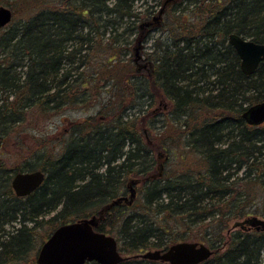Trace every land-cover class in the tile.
I'll list each match as a JSON object with an SVG mask.
<instances>
[{"label":"trees","instance_id":"trees-1","mask_svg":"<svg viewBox=\"0 0 264 264\" xmlns=\"http://www.w3.org/2000/svg\"><path fill=\"white\" fill-rule=\"evenodd\" d=\"M134 1L0 0L20 9L0 29V146L23 123L88 103L97 81L110 84L97 114L70 123L57 146L46 139L12 167L0 158V264H37L55 228L107 206L94 230L115 235L125 257L118 264H168L136 255L191 239L194 226L196 241L212 250L198 264H264V231L245 225L264 219V123L242 117L264 101V61L245 75L228 43L231 33L264 43V0H196L143 67L118 57L117 38L91 36L101 18L107 26L132 18ZM98 50L110 57L95 66L89 51ZM144 98L166 112L131 113ZM155 116H164L159 128ZM181 143L180 167L161 168L154 154ZM33 170L44 172L43 183L16 196L13 175ZM131 180L140 183L139 208L111 206Z\"/></svg>","mask_w":264,"mask_h":264},{"label":"rangeland","instance_id":"rangeland-1","mask_svg":"<svg viewBox=\"0 0 264 264\" xmlns=\"http://www.w3.org/2000/svg\"><path fill=\"white\" fill-rule=\"evenodd\" d=\"M196 2V0H135L133 3L134 16L132 18H124L120 20V22L119 19H117L119 22L118 24H111L108 26L105 25V19L101 18L97 21L96 27L98 28V31L96 32L95 30H92L91 36L95 39V42L100 40L104 43H106L111 36L115 40L117 38L113 45L117 50L122 49L118 54V57L123 61H128L130 59L136 60L138 57V65L143 67L144 64H146L145 62L149 54L156 55L155 50L158 49V46H163L167 44L168 41L170 42L173 36L170 34L173 33L172 27L177 24V21L183 23L186 22L185 16L189 14V9L192 8ZM174 5H177V10H173L172 6ZM0 6L9 8L11 12L16 9L20 11L18 4L12 6L8 3H1ZM17 18L19 19L20 17ZM8 25L9 24L0 29H6ZM84 31H87V29H84ZM122 32V36L119 35L115 37L114 34H121ZM96 47L97 46H95V49ZM85 51L88 52V49ZM89 54L91 58H93L95 66L96 62L101 65L107 61L108 57H110V55L104 50L94 52L89 51ZM81 70H83L82 67L76 72L79 73ZM89 70L90 69H88V71ZM103 80L104 79L97 81L96 88L94 87L91 91H87L89 101L85 105H83V102H79L76 106H64L63 110L58 114L43 118L36 125L23 123L16 128V141L12 140L7 146H5V148L2 145L0 146V158L6 163V166L12 167L15 163H22L24 158L29 157V151L38 150L41 152L42 147H40L39 143L42 141L44 142L46 139L51 140V144L57 146L62 137H65L68 134V125L70 123L86 119L89 116H95L101 105L107 101L109 96L108 89L110 84L104 83ZM140 103V106L135 109H130L129 111L131 113H137L140 110L145 112V110L149 109L155 114L166 112V109L159 104L158 100L151 102L149 99L144 98L140 100ZM164 121V116H155L154 120H151V125L159 128ZM40 138L44 140H40ZM185 150L186 147L182 143L169 146L168 153L164 154L156 152V154H154L156 163H160L161 168L166 167V169L180 167L179 161ZM159 156H161L160 159L158 158ZM191 157L196 158V156ZM178 171L180 170L178 169ZM139 184L140 183H136L134 186L132 185L135 191V197L129 206L133 209H138V206L140 205L141 189ZM127 189H129L128 186ZM129 196V192L124 194L127 201L123 203L128 204ZM53 214L54 212L48 213V215L46 214L44 219H48ZM233 224L234 222L231 221L229 223V228H232V230L239 228L237 226L233 227ZM246 226L249 227L248 225ZM5 228L7 230H12L9 226H6ZM245 230H247V228ZM190 234L191 239L185 241H196V234H198L196 226L193 227ZM110 235L115 238L114 234ZM202 243L206 244L205 242ZM149 250H153V248H150Z\"/></svg>","mask_w":264,"mask_h":264},{"label":"water","instance_id":"water-1","mask_svg":"<svg viewBox=\"0 0 264 264\" xmlns=\"http://www.w3.org/2000/svg\"><path fill=\"white\" fill-rule=\"evenodd\" d=\"M11 19V10L0 6V28L9 24ZM228 43L238 55L239 67L245 75L254 73L260 62L264 61V43L254 42L235 33L228 36ZM242 117L249 125L264 123V101L247 107ZM44 179V172L33 170L15 173L10 183L15 195L23 197L37 189ZM136 183V180L130 181L128 205L135 197L132 185ZM121 201L126 202L127 198L120 197L110 205ZM108 207L110 206L98 212L99 217ZM99 217L92 216L68 222L55 228L40 246L36 254L37 264H85L91 261L98 264H118L123 261L125 257L120 253L114 236L94 230ZM245 225L264 231V219L252 217L245 221ZM211 255L210 247L202 242L178 241L170 244L165 250H147L136 256L168 264H198Z\"/></svg>","mask_w":264,"mask_h":264}]
</instances>
